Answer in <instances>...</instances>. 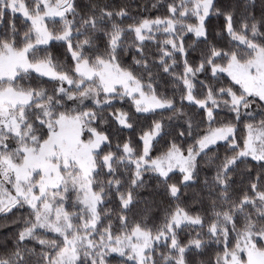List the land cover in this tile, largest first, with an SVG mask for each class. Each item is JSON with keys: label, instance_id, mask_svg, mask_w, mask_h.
Returning a JSON list of instances; mask_svg holds the SVG:
<instances>
[{"label": "snow or ice", "instance_id": "obj_1", "mask_svg": "<svg viewBox=\"0 0 264 264\" xmlns=\"http://www.w3.org/2000/svg\"><path fill=\"white\" fill-rule=\"evenodd\" d=\"M0 264H264V0H0Z\"/></svg>", "mask_w": 264, "mask_h": 264}, {"label": "trees", "instance_id": "obj_2", "mask_svg": "<svg viewBox=\"0 0 264 264\" xmlns=\"http://www.w3.org/2000/svg\"><path fill=\"white\" fill-rule=\"evenodd\" d=\"M257 5H259V0H257Z\"/></svg>", "mask_w": 264, "mask_h": 264}]
</instances>
